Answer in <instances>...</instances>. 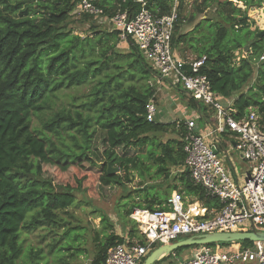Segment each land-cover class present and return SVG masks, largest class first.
Here are the masks:
<instances>
[{"label":"trees","instance_id":"1","mask_svg":"<svg viewBox=\"0 0 264 264\" xmlns=\"http://www.w3.org/2000/svg\"><path fill=\"white\" fill-rule=\"evenodd\" d=\"M79 1L0 0V264H17L22 253L21 233L63 224L59 214L73 204L72 193L86 191L90 199H97L95 184L103 191L124 188L125 177L128 182L133 172L143 180L150 169L144 161L154 167V177L164 182L169 179L171 167H180L177 184L169 187V193L177 191L190 198L189 203L198 202L208 211L221 208L219 201L206 196L182 168L183 123L176 130L175 123L146 121V104L156 90L150 84L136 86L130 82L132 78L139 80L155 74L142 60L137 47L129 40L126 42L129 51L119 53L116 31L98 30L92 16L72 14ZM146 2L147 9L157 17L169 14L173 6V0ZM261 2L264 0H195L187 21L193 22L214 5V16L220 21L200 20L189 32L184 29L186 19L181 17L184 2L180 0L171 48L180 57L185 54L183 48L194 52L196 59L205 57L200 73L206 76L212 92L221 100L232 101L236 119L251 108L264 126V69L262 64L254 68V59L264 52V35L258 38L261 32L252 33L248 29L245 13L236 6L242 3L248 8ZM93 4L102 9L106 18L118 10H138L133 0H93ZM72 15L80 17V23L86 26L84 37L66 30ZM239 32H244V36ZM246 45L248 49L242 57ZM236 51L241 56L238 61ZM100 73L104 78L97 76ZM88 79H96V86L80 103L79 111L63 107L41 128L33 127L31 118L50 109L61 90L77 88ZM108 90L112 93L107 96ZM188 105L198 110L202 119L209 118L207 107L200 102L189 97ZM170 131L176 132L177 141L153 144L157 135ZM64 135L71 140L68 145ZM50 137L67 149H58L49 141ZM108 168L118 172L109 174ZM141 192L154 205L143 207L133 203L126 216L133 209H169L163 196L150 194L149 188ZM100 220L102 232L90 264H104L107 251L126 242L137 240L144 245L132 220L128 221L134 228L126 238L115 234L108 217L101 215ZM252 245L237 242L207 246L247 249ZM157 247L154 245L152 251ZM198 248L178 249L155 264L166 261L174 264L184 250L192 249L194 254ZM30 255L33 257L30 264H38L39 252Z\"/></svg>","mask_w":264,"mask_h":264},{"label":"built area","instance_id":"2","mask_svg":"<svg viewBox=\"0 0 264 264\" xmlns=\"http://www.w3.org/2000/svg\"><path fill=\"white\" fill-rule=\"evenodd\" d=\"M133 1L138 5L136 12L118 10L111 18L103 16L102 9L97 8L93 0H80L72 14H87L109 21L120 42L131 40L144 60L151 64L155 85L164 83L173 89L181 88L213 114L203 132H199L195 118L183 122L185 158L182 168L206 196L219 201L221 208L216 212L201 209L200 214H189L190 208L184 207L181 195L173 193L166 211L134 209L129 217L135 222L144 245L129 241L113 247L107 251L104 264H141L154 245L215 233L249 231L243 224L264 232V126L259 116L249 108L243 117L236 119L235 109L221 103L206 76L200 73L206 58L191 59L173 53L171 38L180 0H173L171 12L161 17L147 9L146 0ZM263 59L261 56L260 60ZM155 114L154 95L146 104V121L153 122ZM199 118L197 115L196 119ZM225 131L231 134L238 155L249 165V173L240 183L222 163L219 154L211 149L214 144H220V135ZM252 244L251 248L231 246L220 252L200 246L191 258L177 260L174 264H264V243Z\"/></svg>","mask_w":264,"mask_h":264},{"label":"rangeland","instance_id":"3","mask_svg":"<svg viewBox=\"0 0 264 264\" xmlns=\"http://www.w3.org/2000/svg\"><path fill=\"white\" fill-rule=\"evenodd\" d=\"M194 1L195 0H183L184 8L182 9L181 17L186 19V22L183 25L184 29L189 32L191 30L190 28L197 24V22L200 20L206 18H211L215 21L219 20L216 16H214V11L216 9V6L214 5L210 9L206 10L202 15L196 16L193 22L187 21L190 14L193 12ZM236 6L245 13L243 18L246 20V26L252 33L264 31L263 2L258 5H251L248 8H246V6H243L242 3H236ZM75 15L77 16V14ZM75 15H72L66 30L68 32H71V34L74 36L84 37L87 34L86 26L83 23H80V17H76ZM95 24L98 27V30L112 32L111 24L107 20L96 19ZM225 27L230 29L229 26ZM237 28L240 29V26H237ZM239 33L242 37L244 36V32ZM183 49L185 50V54L183 55V57H189L191 59L196 58V54L194 52L193 54H191V50H187L186 48ZM116 50L121 54H126L129 51L127 44L123 42L118 43ZM241 53L242 56L245 57V53L243 51ZM139 54L141 55V58L145 62V64L154 72L151 64L148 61L144 60V57L141 53ZM234 54L236 56V59H239L241 57L238 51H236ZM261 56L264 57V52L259 56L258 59H254L255 69L260 68L261 64V68L264 69V59L260 60ZM97 76H101L99 78H104L102 73L98 74ZM132 79L133 80L130 83H133L136 86H145L146 84H150L154 86L155 90L157 88L158 97L156 98V123L172 125L176 121L194 118L193 109L189 107L188 103H186V101L189 100V97H186V99H184L183 96L185 95L182 94L181 91L175 90V93L172 92V94L177 97V100L179 102L178 104H176L175 101L171 102L172 98L169 92L166 90L162 91L161 98L159 94L161 92V88H159L158 85L154 84V76H151L150 78L147 76L141 79L138 78L140 81L136 78ZM253 79L256 80V77ZM95 86L96 79H88L84 84L77 88H64L58 93V97L54 100L53 105L50 109H46L31 118L33 127L41 128L43 122L51 118L55 112L60 111V109H62L63 107L71 112H74L75 108L79 111L80 109L78 108V106L85 97L90 95ZM179 89L182 90L181 88ZM111 93V90H108L105 95L108 96ZM182 110L184 111L183 113H181ZM210 116V119L212 120L213 114L210 113ZM71 131L77 138H79L78 134H75L73 130ZM45 133L49 135L47 132ZM62 137L63 139H66V144L69 143V141L71 142V140L68 139L66 135ZM178 139L179 138L176 132L170 131L165 134L157 135L156 140L153 142V144L164 143L167 140L177 141ZM49 141L51 143H55L58 149H67L64 148V145L58 143L54 137H50ZM221 141L224 144V148L227 152V157L230 160L233 169L237 172V174H240L241 170L245 171V167L247 165L239 158L238 152L233 149L232 145H230L229 142H226L227 140L224 137H222ZM217 146L219 147V145ZM147 148L151 150V147ZM219 149L220 150L218 153V157L221 159L222 163L229 169L227 158L224 156L223 151L220 147ZM144 164L150 169L149 173L143 180L139 179L138 175L133 172L131 173V175H129L127 179L128 182L126 181L125 177L124 188H116L112 191H103L98 188L99 184H95L94 190L95 193L98 194L97 199H90L87 196L86 191L72 193L74 197L73 204L69 208H67L65 212L59 214L60 220H62L63 224L56 227L46 226L37 228L32 233H21L20 241L22 253L17 264H30V260L33 259V257L30 255V252H32L33 254L39 252L40 258L37 261L38 264H90L94 256L93 253L95 251L96 242L102 232V224L100 220L101 215H105L106 217H108L109 221L114 226V232L116 235L126 238L128 231L134 228V224L130 222V215L126 216V212L130 209L131 205L133 203H139L143 207H145L146 205H154L152 199L149 197H147V199L144 198L141 191L149 188L150 194L158 193V195L163 196V198L171 200L173 192L169 193V187L177 184V177L179 173H181V169H179L180 167H171L169 172V179L168 181L164 182L162 179L159 180L154 177L153 172L155 169L152 164L145 161ZM229 171L231 172L230 169ZM117 172H114V174H116ZM121 176L124 177V174L121 173ZM190 200L191 199L188 197H186L184 201L182 199L184 203H189ZM243 227H247L249 230L251 229L249 228L248 224H243ZM135 229H137L136 224ZM141 240H143V238H141ZM50 247H53V249L51 250ZM67 248L71 249L66 250ZM212 249L214 251L220 252L225 250V247H212ZM77 250L78 253H76ZM192 251L194 250H184L181 253L182 259L190 258L193 253ZM169 262L170 261H166L161 264H169Z\"/></svg>","mask_w":264,"mask_h":264},{"label":"water","instance_id":"4","mask_svg":"<svg viewBox=\"0 0 264 264\" xmlns=\"http://www.w3.org/2000/svg\"><path fill=\"white\" fill-rule=\"evenodd\" d=\"M263 35L264 31L258 34V38H261ZM247 49L248 45L243 48V52L246 53ZM211 149L214 153L216 152L213 147ZM117 171L118 170L116 169L108 168L109 174ZM237 242L264 243V232L257 231L256 229L251 228L247 232L215 233L210 235L181 239L172 244L157 247L155 250L148 254L142 264H155L158 260H161L162 258L168 256L178 249L194 246H207L211 244H232Z\"/></svg>","mask_w":264,"mask_h":264},{"label":"crops","instance_id":"5","mask_svg":"<svg viewBox=\"0 0 264 264\" xmlns=\"http://www.w3.org/2000/svg\"><path fill=\"white\" fill-rule=\"evenodd\" d=\"M159 86V88H161L160 90H161V92L159 93L160 94V96H161V98H162V91L163 90H166V91H168L169 92V94H170V96H171V98H172V101L171 102H174L175 101V103L176 104H178L179 102H178V100H177V97L175 96V95H173L172 94V92H174L175 93V90H177V91H181V93L182 94H184L185 96H183L184 97V99H186V97H188V94H186L184 91H182V90H180L179 88H176V89H173V88H170V87H168L166 84H164V83H162L161 85H158ZM159 90V91H160ZM157 93H158V90H157V88H156V94H155V105L157 104V100H156V98L158 97L157 96ZM158 94V95H159ZM160 102V101H159ZM161 103H163V102H161ZM186 103H188V101H186ZM222 104L224 105V106H227V107H231L232 106V101L231 100H227V99H224V100H222ZM190 107V106H189ZM192 108V107H191ZM193 109V108H192ZM184 111L182 110L181 111V113H183ZM193 112H194V118H195V122H196V124H197V128H198V130H199V132H203L206 128H207V123L209 122V120H210V113H208L207 112V114L209 115V118H207V119H202L201 117L199 118V119H196L197 118V115H199V113H198V110H195V109H193ZM156 116V115H155ZM201 116V115H200ZM194 118H190V119H194ZM185 120H182V121H176L175 122V124H176V130H178V124H182L183 122H184ZM154 122H155V117H154ZM166 125V124H165ZM222 137H224L227 141V143L229 142L230 143V145H232V147H233V149H234V141L232 140L233 138L231 137V134L229 133V132H227V131H225V132H223L221 135H220V144H214L212 147L214 148V150L217 152V153H219V147L221 148V150L223 151V154H224V156L226 157V158H228L227 157V152H226V150H225V148H224V144L222 143V141H221V139H222ZM217 145H219V147L217 146ZM239 158L241 159V157L239 156ZM242 160V159H241ZM243 161V160H242ZM227 162H228V160H227ZM245 162V161H244ZM229 163H230V160H229ZM246 163V162H245ZM246 170L245 171H240V174H237V172L233 169V166H232V164H230V165H228L229 166V169L231 170V174H232V176L235 178V180L237 181V182H242L245 178H246V176L248 175V173H249V165L246 163ZM160 180V179H159ZM173 193H178L177 191H174ZM179 194V193H178ZM181 195V194H180ZM173 197V196H172ZM186 197H182V199H183V201H184V199H185ZM172 200V199H171ZM171 200H167V203L169 204V206H170V202H171ZM183 204H184V207L186 208V207H189V208H191V206H194L195 204L198 206V210L199 211H201V209L203 210H205V208H202V206L198 203V202H193V203H184L183 202ZM168 206V207H169ZM204 210H203V212H204ZM207 210V209H206ZM207 212H208V210H207ZM207 212H205V215H206V217H208V213ZM202 213V212H201ZM195 253V252H194ZM192 255H193V253H192ZM186 259V258H185ZM180 260H184V258L182 259V257H181V259Z\"/></svg>","mask_w":264,"mask_h":264},{"label":"bare ground","instance_id":"6","mask_svg":"<svg viewBox=\"0 0 264 264\" xmlns=\"http://www.w3.org/2000/svg\"><path fill=\"white\" fill-rule=\"evenodd\" d=\"M200 213L201 211L198 210V206L196 204L194 206H191L189 214H200Z\"/></svg>","mask_w":264,"mask_h":264}]
</instances>
